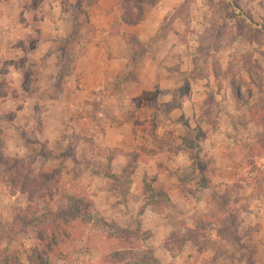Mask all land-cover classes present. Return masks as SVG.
Segmentation results:
<instances>
[{
  "label": "rangeland",
  "instance_id": "obj_1",
  "mask_svg": "<svg viewBox=\"0 0 264 264\" xmlns=\"http://www.w3.org/2000/svg\"><path fill=\"white\" fill-rule=\"evenodd\" d=\"M164 3L169 12L160 37L167 40L163 46L173 44L166 65L179 88L162 110L167 114L193 101L198 116L179 114L177 127L165 117L148 128L161 125L164 146L176 153L167 163L184 202L172 203V180L156 184L149 174L138 176L136 159L125 162V153L97 152V141L77 133L66 140L57 112L49 123L41 116L28 128L18 126L16 110L2 108V98L14 96L15 88L4 78L0 264H126L149 258L150 264H264V0ZM124 8L118 0L117 20ZM135 50L141 69L149 48ZM196 122L200 127L192 128ZM221 130H228L231 141L213 137ZM223 142L228 149L217 151ZM210 153L215 165L234 157L235 173L214 170ZM160 192L168 203L155 197ZM75 208L79 232L61 244L63 256H48L37 232L52 223L46 220L51 214L68 217Z\"/></svg>",
  "mask_w": 264,
  "mask_h": 264
},
{
  "label": "crops",
  "instance_id": "obj_2",
  "mask_svg": "<svg viewBox=\"0 0 264 264\" xmlns=\"http://www.w3.org/2000/svg\"><path fill=\"white\" fill-rule=\"evenodd\" d=\"M117 1L0 0V82L5 78L15 86L14 96L8 93L2 98V108L16 110L14 122L26 128L41 116L49 123L57 112L66 140L75 133L91 137L99 143L93 148L97 152L117 149L127 155L125 162L136 159L138 176L149 174L156 184L172 180L170 196L176 206L184 202L182 186L176 185L167 163L168 156L176 153L164 146L162 126L148 128V124L166 117L177 127L179 114L198 115L193 101L176 104L167 114L162 110L175 100L174 90L179 88L166 65L167 48L173 44L163 46L167 40L160 37L168 5L165 0L145 4L144 20L133 28L143 48H149L148 60L140 69L132 43L123 33L110 34ZM223 130L213 137L231 141L228 130ZM48 136L52 138L53 132ZM222 144L217 151L228 149ZM211 155L214 170L235 173L234 157L228 155L225 164L215 165ZM201 201L196 198L198 207Z\"/></svg>",
  "mask_w": 264,
  "mask_h": 264
},
{
  "label": "trees",
  "instance_id": "obj_3",
  "mask_svg": "<svg viewBox=\"0 0 264 264\" xmlns=\"http://www.w3.org/2000/svg\"><path fill=\"white\" fill-rule=\"evenodd\" d=\"M125 2V8L123 9V18L120 20L115 18L112 24L110 34H120L123 33L128 41H130L133 45L134 49H140L143 44L138 39V36L134 32L133 28L144 20L145 16V4L155 5L161 0H123ZM174 108V107H173ZM155 197L158 201L169 202V197L165 193H157ZM156 201V200H155ZM30 204H33V201H29ZM155 204V203H154ZM164 206H156V209L161 213L164 211ZM75 208L71 212H69V216L66 217L65 214L62 213H53L50 217H47L46 220H52V223H47L43 226L40 231L37 232L38 240L45 247V252L47 255H59L63 256V249L61 248V244L65 243V240H69L73 235L78 233V227H75L73 220L75 218ZM25 217V214H24ZM51 222V221H50ZM48 260V259H47ZM144 260H130L126 264H150L149 261ZM156 261V260H154ZM48 261L41 260L42 264H46ZM155 264V263H154Z\"/></svg>",
  "mask_w": 264,
  "mask_h": 264
}]
</instances>
